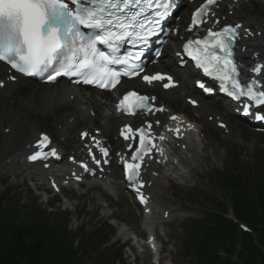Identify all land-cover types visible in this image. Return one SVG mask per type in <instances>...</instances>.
Instances as JSON below:
<instances>
[{
    "label": "snow or ice",
    "instance_id": "snow-or-ice-1",
    "mask_svg": "<svg viewBox=\"0 0 264 264\" xmlns=\"http://www.w3.org/2000/svg\"><path fill=\"white\" fill-rule=\"evenodd\" d=\"M213 3L215 0H206V4L197 9L192 17L194 25L200 23L199 17L206 14L207 5ZM141 4L158 9L154 13L155 19L149 21L154 27H146L144 22H138L143 9L129 15V8ZM172 6L174 4L170 0H0V61L25 75L48 73L47 79L50 81H55L58 76H69L79 78L75 83L114 88L121 74L111 71L108 66L116 63L127 65L132 58L116 57L117 44L134 38V42L146 45L148 36L153 35L154 28L159 27ZM234 32V28H225L222 32L209 30L207 38L188 41L184 49L207 75L222 81V90L230 96H247L256 104H264V91H255L251 84L242 88L236 79L231 50L223 39ZM98 45L106 46L107 53ZM123 75L129 73L124 72ZM143 79L152 83L165 77L154 75ZM229 84L231 90L227 87ZM169 86L170 83L164 85L165 88ZM129 97H135L139 103L125 107ZM146 101L147 97L129 92L118 107L134 114V108L149 107ZM137 131L142 143L147 144L149 141L145 140L144 134ZM46 142L47 137H44L41 147ZM145 150L138 149L132 159L142 160L139 153ZM51 154L55 155L54 152ZM47 155L37 152L29 158L37 160ZM125 167L128 169L127 178L135 181L139 175V164L126 163Z\"/></svg>",
    "mask_w": 264,
    "mask_h": 264
},
{
    "label": "rangeland",
    "instance_id": "rangeland-1",
    "mask_svg": "<svg viewBox=\"0 0 264 264\" xmlns=\"http://www.w3.org/2000/svg\"><path fill=\"white\" fill-rule=\"evenodd\" d=\"M247 5L245 7V10H249L247 15L254 13L259 18L264 19V0H253L248 2ZM0 98L3 99L4 96L0 95ZM43 98L44 95H41L36 105H30L33 100L31 99L28 103L24 101L23 107L11 106L12 110L0 107V117L2 116L0 121V181L10 179L8 184L15 200L19 201L18 198L22 197V202L28 203L32 199L35 201L36 206H40L42 209L45 205L44 198L39 196L37 192H42L44 189L37 190L36 181L25 180V172L24 177L18 176L13 171L6 172L3 164L6 162L7 157L11 155V152H6L9 140L6 139L4 130L11 126L13 117L17 116V113H21L19 111L24 112V120L28 119L37 129V132H49L56 137L59 128L55 123L54 116H50V113H42L37 109ZM9 100L11 101V99ZM21 104L22 102L19 103V105ZM181 106L184 105L180 104ZM32 109L36 111V116L28 111ZM189 111L195 113L191 109ZM237 124L242 130V139L232 138L231 142L226 143L221 130L216 129L213 122H210L208 126L209 135L206 136L212 140L216 151L217 147L220 149V154L216 155L214 150L209 149L203 153V156L196 154L194 158L186 157L190 161L188 165L184 164L183 172L186 177L175 180L176 183L170 182L165 194L159 198V203L162 206L173 205L178 209L173 214L172 221L168 224L157 223L158 232L161 234L163 243L164 256L167 259L166 264H190L189 259L185 258L183 253V240L189 228L188 221L204 217L207 211L216 208V206L218 207L220 203L222 211L232 216V204L227 195L228 191L224 185V178L229 176L231 172L248 177L249 171L254 167L259 164L262 167L264 166V135L247 131L243 124ZM3 189L4 187L1 185L0 192ZM66 197L68 195L60 194V205L62 208L70 210L71 213L66 216V213L62 212L59 215L58 224L69 220L71 232L75 233L77 228L82 225H85V230H90L95 221L101 219V221L108 219L109 223L113 225L112 218H109L110 213H114L119 221H123L128 230L134 232L140 230L141 211L139 209L131 210L126 202L121 201L119 195L114 197V193L105 192L102 188H99L88 190L79 199L68 198L69 202H66ZM70 201L72 204L68 205ZM91 216L92 218H90ZM167 234L169 239L166 237ZM118 238H113L112 241L116 242ZM121 240L124 241L120 239V242ZM125 253L128 255L127 252ZM140 256L139 263L136 260L130 261L132 256L129 255L126 261L129 264H152L149 261L150 254L145 253L140 254Z\"/></svg>",
    "mask_w": 264,
    "mask_h": 264
},
{
    "label": "trees",
    "instance_id": "trees-1",
    "mask_svg": "<svg viewBox=\"0 0 264 264\" xmlns=\"http://www.w3.org/2000/svg\"><path fill=\"white\" fill-rule=\"evenodd\" d=\"M225 183L234 216L249 225L256 239L227 218L220 203L192 222L185 255L194 264H264V175L251 185L232 176ZM22 209L0 196V264H124L120 251L102 247L107 241L102 231L85 235L74 248L67 222L58 224L55 215H46L35 203Z\"/></svg>",
    "mask_w": 264,
    "mask_h": 264
},
{
    "label": "bare ground",
    "instance_id": "bare-ground-1",
    "mask_svg": "<svg viewBox=\"0 0 264 264\" xmlns=\"http://www.w3.org/2000/svg\"><path fill=\"white\" fill-rule=\"evenodd\" d=\"M240 6H242V3L236 4L235 8L230 10L229 16H226V19H229L231 16L232 18H235L233 22L238 21L237 23H241L242 27L245 29V31H249V33L246 32V34L243 35V38L241 39V53L243 54L244 58L243 60L246 61L247 59L252 60V62H257L255 66L262 65L263 67L260 68L259 74L264 76L261 72H264V20H259L257 18H245V15L242 14V12L239 10ZM220 14H223L220 12ZM219 14V15H220ZM219 17V16H217ZM230 17V18H231ZM231 18V19H232ZM258 25V30H263L261 34L257 32H252L250 33L251 30L255 28V26ZM244 31V30H243ZM257 31V30H255ZM262 37V38H260ZM160 67V66H159ZM163 68H167L165 65H163ZM2 71L0 67V72ZM132 85H138L140 82L138 80H134L130 82ZM183 85H181V89H185L187 93L186 96H194L195 94H192L190 91V88L182 82ZM71 85L64 84L62 87L58 86L54 88L52 85H40L38 89H35L36 87L32 88L28 85L24 84H19L16 90H13L11 95L16 92L15 97H13L16 100H11L9 101L8 98L5 96V101L1 102L0 100V107L2 106V109H10L11 106H20L23 107V101L22 99L24 98V101L27 99H31V93H35V97L33 96V100L31 102L32 105H36L39 101L40 95H44L45 93L50 94L49 98H45L42 100L39 106H37V109H39L41 112L46 113L51 110V108L55 112H61V111H67L68 117H70L72 120L70 121L69 119H60L61 122L63 123V129L59 131V134L62 136H67V133L69 132H75V127L81 129H89L91 130V127L89 126V122L93 119L91 116V113H87V107L90 109H93L96 112V116L100 117V119H105L107 121V126L103 127V130L101 132L102 136L107 138V146L109 143L111 144H116L117 141L115 139V131H114V126L115 123L118 122L119 117H115L114 115H111L109 113L103 112V108H109L110 109V103H101L100 101L97 100V96L93 94H87L84 92L82 88H79L78 91L75 88L70 87ZM52 88L51 90H48L47 88ZM8 88L5 87L3 91H7ZM176 92L175 98L181 97L179 94V89H174ZM174 90H169L168 92L170 93L171 91L174 92ZM2 91V92H3ZM153 93L158 94V96L162 99V102L170 104L172 106V99L170 97H167L163 95L162 93H157L156 91H153ZM55 94V95H54ZM74 94L73 99L70 98V95ZM109 95L108 101H110V98L113 96V93H107ZM11 97V96H9ZM21 98L19 101L18 99ZM71 100V101H70ZM19 105V103H21ZM29 101H27L28 103ZM10 105V106H7ZM75 105V106H72ZM51 106V107H50ZM199 111H200V116L196 117L195 120L197 121V129L199 131H196L195 133H192L190 135H186V138L181 137V139L177 140L178 146L177 150H181V152L178 153V158L180 159L181 162H185L184 155L185 151L190 154V157L193 156V153H201L206 151L207 149H214L215 145H213V142L211 139H208L205 135L202 136V131L205 129L203 126L205 117H211L213 118L214 124L218 125L219 127L225 129L227 132L231 133H236L238 135L236 126L234 124H231V121H227L224 118H226L223 113L216 109L213 105L209 104L208 102H200L198 105ZM24 109V108H22ZM31 111L33 115L36 116V111L34 109L28 110ZM176 112V111H175ZM183 112V111H182ZM186 112V111H185ZM21 113L24 116V112ZM187 115L186 113H184ZM29 115V114H27ZM218 115L223 116V119L219 118ZM14 120V118H13ZM67 129L66 130H64ZM79 130V131H80ZM24 132V134H22ZM21 136L22 140H24V144L27 143L29 139H32L33 141L37 138L36 132L33 129L32 123L27 119L24 120L23 118L20 120L19 125L16 130L11 131V133L7 136L9 137V140L12 142L15 136ZM84 143H80V146L83 147ZM106 146V147H107ZM215 150V149H214ZM123 152L125 153V149L123 148ZM216 152V151H215ZM123 153V154H124ZM34 154V153H33ZM112 157H114L112 155ZM114 161L112 164L109 166L111 168L110 173L101 174L102 177H106L108 179L114 180V183H117L121 185L119 181V175L117 172V159L114 157ZM156 160V157L153 156L151 159L146 160V166H145V172L143 174L144 178L143 180H147L149 188H140V190L143 192V195L150 201L153 199L150 203L156 201L157 202V197L159 198L160 196H163L165 194V188L166 185L171 179H172V172L174 170V167L176 168V165L171 164L167 165L165 167L159 166L158 168H153L154 161ZM16 161V158L14 159ZM162 163L164 162V158L160 160ZM8 162L4 164V166H7ZM108 168V169H109ZM103 170H107V168H103L102 170H98V173L102 172ZM149 170V171H148ZM152 172V177L150 176ZM39 171V170H38ZM147 176L146 177V172ZM105 178V179H106ZM112 184V182L110 183ZM157 199V200H156ZM156 203L153 204V208ZM152 208V206H151ZM168 209L169 212H176V208H173L172 206H166V208L163 209V212ZM154 212L152 214V217L155 219L157 215L155 209H153ZM152 227H154L152 225Z\"/></svg>",
    "mask_w": 264,
    "mask_h": 264
}]
</instances>
